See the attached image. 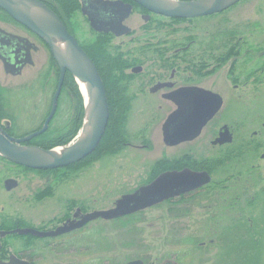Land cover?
I'll use <instances>...</instances> for the list:
<instances>
[{"label": "rangeland", "instance_id": "374dc122", "mask_svg": "<svg viewBox=\"0 0 264 264\" xmlns=\"http://www.w3.org/2000/svg\"><path fill=\"white\" fill-rule=\"evenodd\" d=\"M77 19L81 17L77 15ZM82 29L87 33L86 26ZM170 29L178 44L192 35L190 39L196 42L190 55L205 53L207 59L206 53L214 57L221 52V71L206 76L202 84L225 96L223 108L209 128L225 121L235 126L234 143L221 149L203 138L174 147L162 143L161 124L173 106L148 92L158 78L160 61L155 60L152 49L141 48L142 64L154 61L151 66L143 65L140 75L128 76L123 71L120 77L115 68L111 72L116 79L115 101L125 100L128 105L125 144L104 154L99 150L90 161L59 170H32L0 162V229L45 230L59 225L77 207L82 212L108 209L122 194L164 169H181L183 162L198 166L207 161L215 166L211 182L202 190L119 218L96 219L53 238L4 237L0 240L1 259L15 254L28 255L35 264H124L134 259L144 264H264V54L258 55L264 49V0H240L215 16L190 20L189 24L174 21ZM218 29L220 37L214 35ZM136 44L109 52L124 55L120 62L125 65L133 61ZM233 55L237 81L231 78ZM34 58L35 65L28 73L6 85L9 101L1 108L8 116L2 118L10 119L14 136L41 125L55 91L57 76L47 67L53 63L48 49L42 47ZM97 58L102 65L108 64L103 50ZM2 78L0 71V81ZM178 80L180 84L182 75ZM233 83H237V91H232ZM73 100L72 89L65 85L57 99L52 132H63L68 126ZM254 131L258 136L252 135ZM75 137L55 147H65ZM226 149L236 150L232 155L237 156L224 155ZM8 177L18 181L10 191L3 187Z\"/></svg>", "mask_w": 264, "mask_h": 264}, {"label": "water", "instance_id": "95a60500", "mask_svg": "<svg viewBox=\"0 0 264 264\" xmlns=\"http://www.w3.org/2000/svg\"><path fill=\"white\" fill-rule=\"evenodd\" d=\"M133 1L148 11L150 10L166 17L195 18L223 11L239 0H176L178 2L192 4L187 7L167 5L162 0ZM109 4L115 5L116 3L111 2ZM0 9L5 11L13 20L28 28L48 46L61 73L57 89L53 95L49 114L39 130L31 132L24 137L15 138L9 136L2 127L5 126L6 128L9 124L8 121L0 124V155L14 164L30 169H56L80 161L95 150L102 138L108 121L106 93L102 79L93 61L77 44L74 37L68 33L56 14L41 1L0 0ZM122 10L123 16L120 19L121 21L131 11V6L125 5V8ZM121 21L119 22L120 33L118 35L129 32L127 27L121 25ZM30 47L36 49L33 44H30ZM65 70H68L71 74L73 70L77 71L80 84L83 87L82 90L79 87L80 93L83 98L85 96L87 97L96 110L95 118L83 131L80 141L73 148L67 150V152L53 151L52 155L48 158L39 159L28 153L27 148L34 147L44 152L52 151L56 148L43 149L24 143L46 130L56 109L57 97ZM162 85L163 83L156 84L152 88V91ZM164 97L175 105V109L167 115L161 125L162 140L168 146L192 140L198 136L205 123L218 111L222 102L219 95L198 87H180L165 94ZM209 181V175L204 171L194 172L187 168L167 170L160 173L149 183L139 186L133 192L121 195L115 200L113 206L108 209L82 213L79 219H76L75 214L73 219L66 220L54 230L43 231L30 227L15 228L9 231H0V237L7 234H28L38 238L55 237L71 230L79 229L87 222L96 219L111 220L141 211L169 198L197 189ZM16 185L17 181L15 179L8 178L4 181V188L6 190H10ZM0 264L32 263L14 254H10L7 260H0ZM124 264L144 263L140 259H135L127 261Z\"/></svg>", "mask_w": 264, "mask_h": 264}, {"label": "flooded vegetation", "instance_id": "af4514ba", "mask_svg": "<svg viewBox=\"0 0 264 264\" xmlns=\"http://www.w3.org/2000/svg\"><path fill=\"white\" fill-rule=\"evenodd\" d=\"M40 1L56 14V16L65 26L68 33L75 38L79 46L91 58L95 67L97 65H99L100 67L104 66L99 62V59L97 58L100 56V52L98 53L96 51V47H100V51L103 50L106 53L107 58L121 57L123 59L124 55H122L121 53H116L115 55H113L110 54L109 51L112 48H126V45H129L132 42L137 43L136 47H134L136 48L134 49V51L137 50V52L134 57L132 56L133 61L130 62L129 60V63H127V65L129 66L123 70L124 73L128 76H131L133 74L140 75L143 71V65L151 66L152 61H154L152 60L142 64L140 55L144 52H140L139 49L146 48L145 51H147V49H152V52H156L155 55L157 57L155 60L160 61V64L158 65V69L160 70V72H157L158 78H156L155 82L150 87H148V92L156 95V97H160L162 100L171 103L173 109L169 113H171L175 109V105L173 104V102L164 97L165 94L170 93L180 87H202L204 89L211 90L204 87L202 82L204 81L206 76L209 77L211 76L210 74L213 75L215 73L217 75L219 71H221V52H218L216 55H214V57L206 53V55L208 56L207 59H205V53H200L201 55H190L189 51L191 49V46L196 42L195 39H190L193 38L192 35L185 37L183 41L184 43L178 44L177 40H175V36L173 35V29H170V26H172L174 21L183 20L187 24H189L190 20L204 18L206 16L190 19L169 18L161 14L152 13L135 3L133 0ZM111 2H115L116 4H109ZM125 5H130L131 11L129 12L127 17H125L121 21L120 19L123 16L122 9L125 8ZM220 13L222 12L211 14L208 16H215ZM2 14H4V20L0 19V21H2L0 22V71L3 78L0 81V105L5 103L7 104L9 101V98L5 96L8 88V86L6 85L8 83H11V80L18 79L19 77H22L26 73H28V69L35 65V53H37L42 47L48 48L40 38L31 33L20 23L11 19V17H9L0 9V16ZM77 15L81 17V22L77 19ZM120 21L121 25L129 29L128 33L118 35L120 33ZM83 25L86 26L87 33L83 31ZM216 34L219 37L221 36L219 29L214 31V35ZM116 40L119 43H116ZM30 44H33L36 49L30 47ZM131 50L133 51V49ZM127 51L128 50L126 49V52ZM263 54L264 49L258 53V55L260 56ZM125 55H127V53ZM127 56H129V54ZM235 56L236 55H233L231 57L230 62L232 70L231 78L233 77L237 81L238 77L235 75V70L233 69L234 61L236 58ZM47 67L53 68L54 74L57 76L58 80V78L60 77V70L55 60H53V63L49 64ZM96 69L101 77V73L99 72L97 67ZM206 73H208V75H206ZM179 74L182 75V82L180 84H178ZM66 75L67 73L63 76L62 84L65 80ZM245 82L246 84L248 83L247 81ZM160 83H163V85L152 91V87ZM120 88L124 90L125 87L121 85ZM238 88L239 87L237 83H233L232 91H237ZM211 91L218 93L221 96L223 102L220 109L203 126L197 137L183 143H192L200 138H203V141L208 142L210 146L221 149L223 147L232 145L234 143V140H236L234 138L237 136V129L235 128V126L228 125L226 121L220 122L217 125L215 124L213 128H209V125L222 110L225 100V96H222L221 93L214 90ZM239 97H241V95ZM9 120V118L0 119V123H3L5 121L9 122L6 128L4 126L6 132H8L13 126V124L10 123ZM261 126L264 131V123H262ZM252 135L258 136L257 131H254ZM228 138L229 140H227ZM233 148L236 149V146H234ZM224 152V155H227V153L229 152V155H231V159L237 156L232 155L237 153V151L233 149H230L228 151L226 149V151ZM218 157L220 159L222 156L219 155ZM227 157L228 156H225L224 158ZM187 159L189 158L187 157ZM183 163L185 165L182 168H188L195 171H205L209 174L210 177L212 173L211 169L212 167H215L211 166L207 161L206 164H203L201 162V164H198V166H195L193 162H191L192 164L186 162ZM171 169L178 168L173 167ZM78 210H80V213L77 212ZM81 213V208H75L72 215H67L66 218H64V221H62L59 225L63 224L68 219H72L75 214L76 218H79ZM13 228L3 227L0 230L9 231ZM5 237L8 236L6 235ZM2 238L4 237H0V240Z\"/></svg>", "mask_w": 264, "mask_h": 264}, {"label": "trees", "instance_id": "16d2710c", "mask_svg": "<svg viewBox=\"0 0 264 264\" xmlns=\"http://www.w3.org/2000/svg\"><path fill=\"white\" fill-rule=\"evenodd\" d=\"M69 5V4H68ZM96 51L101 53L100 47H96ZM120 57L116 58H106V62H108L107 65H104L100 67L97 65L99 72L101 73V79L104 84L107 102H108V108H109V115H108V121L107 125L105 127L103 136L95 148V150L85 157L84 159L80 160L79 162H76L74 164L66 166V168H71L75 165H79L81 163H86L87 161H90L89 159L96 155L99 150H101V153L103 154L105 152L113 151L115 149L121 148L125 143L123 142L126 140V110H128L127 102H124L121 100L120 102L115 101V97L118 95L116 91L114 90V84L116 83L115 75H111V72L114 70L116 71L117 76H124L123 70L124 68L128 67L127 64H121ZM105 61V60H104ZM65 85H68L72 89L73 93V101H74V113L73 115H70L68 118V126H65V130L63 132H52L50 125L52 124L53 120H55L56 112L54 116L51 118L49 125L47 129L35 136L34 138L30 139V141L27 142V144H36L37 146L49 149L55 146L65 145L77 134V131L79 130L81 126V119L83 115V103H82V97L81 94L77 88V85L75 84L72 76L67 73L65 80L62 85V90ZM121 91L123 89L121 88ZM125 105H124V104ZM3 116H8V113L3 111L0 105V119ZM39 128V127H38ZM36 128V129H38ZM35 130V129H34ZM33 131V130H32ZM9 135H14L13 130L8 131ZM126 142V141H125ZM0 162L11 164L6 159L0 156ZM16 166V165H13ZM26 169V168H25ZM170 169V168H168ZM59 170V169H55ZM165 170V169H164ZM54 171V170H50ZM32 238V237H30ZM32 263L33 259L28 255H18ZM35 264V263H34Z\"/></svg>", "mask_w": 264, "mask_h": 264}, {"label": "bare ground", "instance_id": "6f19581e", "mask_svg": "<svg viewBox=\"0 0 264 264\" xmlns=\"http://www.w3.org/2000/svg\"><path fill=\"white\" fill-rule=\"evenodd\" d=\"M165 4H167V5H171V6H175V7H187V6H189V5H192V4H190V3H183V2H178V1H176V0H162ZM150 11V10H149ZM4 13H6L5 11H3ZM150 12H152V13H154L153 11H150ZM220 12H223V11H220ZM217 13H219V12H217ZM7 14V13H6ZM8 15V14H7ZM9 16V15H8ZM10 17V16H9ZM72 74H73V76H74V78H75V80H76V82L78 83V85H79V87H80V89L82 90L83 89V87H82V85L80 84V81H79V76H78V74H77V71L76 70H73L72 71ZM83 92V91H82ZM84 94V93H83ZM85 96V95H84ZM84 103H85V113L83 114V117H82V125H81V129H80V131L78 132V135H77V137H76V139L74 140V141H72L71 143H69V145L65 148V147H59V148H56V149H54V150H52V151H39V149H37V148H34V147H28L27 148V152L28 153H30V154H32V155H34V157H36V158H39V159H46V158H48L49 156H51L52 155V152L54 151V152H58V151H64V152H67V150H70L71 148H73L74 147V145H76L79 141H80V139H81V136H82V134H83V131L88 127V125L90 124V122L95 118V114H96V110L93 108V106H92V104L90 103V101L87 99V97L85 96L84 97ZM29 133H27V134H24V135H28ZM35 137V136H34ZM34 137H32V138H34ZM31 138V139H32ZM64 149V150H63ZM190 171H194V172H200V171H195V170H191V169H189ZM203 187H204V185L203 186H201V187H199V188H197V189H194V190H191V191H195V190H202L203 189ZM190 192V191H189ZM189 192H186V193H183V194H180V196H182V195H185V194H187V193H189ZM20 228H26V227H20ZM20 236H24V237H26V236H30V235H28V234H26V235H20Z\"/></svg>", "mask_w": 264, "mask_h": 264}]
</instances>
